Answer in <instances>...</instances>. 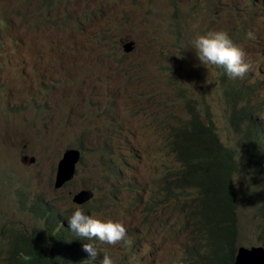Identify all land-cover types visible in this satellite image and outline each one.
Here are the masks:
<instances>
[{"label": "rangeland", "instance_id": "374dc122", "mask_svg": "<svg viewBox=\"0 0 264 264\" xmlns=\"http://www.w3.org/2000/svg\"><path fill=\"white\" fill-rule=\"evenodd\" d=\"M40 1L41 5L32 9L26 8L20 0H0V37L9 44L6 51H0L7 56L0 57V83L10 86L18 96L26 75L37 70L36 74L43 73L47 69L50 70L47 72L77 82L84 89L97 85V91H87V99L80 97L75 102V107L80 109L77 113L75 111V115L82 119L87 107L98 111L102 109L103 115H95L86 125L66 133L69 119L74 115L75 107L72 105L66 110V118L57 123V133L52 139L55 144L53 152L64 143L77 144L82 149L83 160L71 183L51 191L48 182L52 159L44 138L52 113L44 101L41 109L45 112V120L31 131V141L27 135L14 131L5 137L6 142L18 152L36 157L34 166L27 172L28 176L22 182L13 184V197L16 198L18 189L22 188L28 195L43 194L58 209L66 212L74 207L70 201L71 194L79 188L90 186L94 188L93 197L91 205H82L84 214L88 212L89 217L102 222L111 220L122 223L131 241L130 245L123 243L116 248H106L108 253L121 256L129 250L126 260L132 264H136L140 258L146 264H170L181 244L187 223L169 226L168 222L172 219L176 223L179 221L175 210L158 207L146 212L143 206L146 199L156 196V177L166 168L176 165L168 155L167 148L162 150L158 144L162 141L160 134L166 135L169 126L185 115L186 104L182 99L180 80L202 115H205L204 107H207L223 142L235 145L238 135L221 116L223 93L217 85V74L203 73L200 83H211L198 89L199 81L192 71L179 72L176 69L171 73L169 66L175 63L164 56L169 48L152 40L159 37L163 41H175L178 25L183 28L181 37H191L190 29H185V17L197 6L193 0H189L191 9L185 8L184 0H179L176 19L161 26L159 3L170 0H119L117 3H114L115 0ZM172 1L176 3L178 0ZM160 9L162 11L163 7ZM168 16L165 13L164 17ZM211 20L214 25L229 29L242 24L253 27L255 39H249L244 34L238 40L245 47L252 65L249 81L259 82L255 95L257 105L250 106V109H260L264 124V0H213ZM132 34L135 38L130 37ZM125 37L134 40L135 48L129 54L121 55L118 41ZM89 49L95 56L98 52L97 59H83ZM153 53L160 64L158 68ZM17 61L23 62L19 70H16ZM162 76L167 79V87L160 93L155 86H165ZM55 93L58 100L63 99L62 92L57 89ZM14 98L11 95L10 100ZM41 99L47 98L41 95ZM2 124L27 131L5 111L4 97L0 96ZM115 126L121 129L118 140L112 138V128ZM97 127L101 128L104 136L87 135V130L99 131ZM152 131L158 135L152 134ZM103 148L106 151L100 154L97 149ZM239 152L241 167L234 178V185L240 194L237 199L238 241L243 246L261 244L264 237L256 232L257 218L248 205L258 198L259 178L246 161L243 150L239 149ZM109 154H113L112 157H108ZM12 155L13 150L4 143L0 133V197L9 190L12 181L23 174L22 168L12 161ZM119 158L133 165L134 170L117 167V179L105 178L103 171ZM8 206L11 211L15 210L12 201ZM10 222L26 232L31 231L29 215L22 213L17 217L7 213L5 201L0 200V228L3 223L8 225ZM2 240L0 231V243Z\"/></svg>", "mask_w": 264, "mask_h": 264}, {"label": "clouds", "instance_id": "9594fccd", "mask_svg": "<svg viewBox=\"0 0 264 264\" xmlns=\"http://www.w3.org/2000/svg\"><path fill=\"white\" fill-rule=\"evenodd\" d=\"M42 1L44 3H48L47 0ZM118 1L119 0H115L114 3H117ZM20 2L26 8L32 9H37L41 5L40 0H20ZM193 2L197 6L196 9L185 17V29H190L192 32L191 37H181L183 28L178 25L175 29V41H163L159 37L152 40L158 41L162 46L166 47V49L169 48V51L164 52V56L166 60L169 59V61H173V63H175L169 66L171 73L176 69L179 72L192 71L199 81L198 89H203L208 85V83H211V81L203 85L200 83L203 81V73L204 75L217 74V85L223 93V97L221 99V103L223 105L221 116L228 125L238 132L235 145H230L222 141L207 107H204V113L205 110H207L210 115L209 123L215 132V140L218 146L223 149H231L236 154H239L240 163L237 173L241 167V153L239 152V149L243 150L246 161L251 166L252 171H254L259 178V186L257 189H260L264 185V124L260 109L257 107L254 108V110L250 109V106L257 105L255 95L259 82L249 81V74L252 65L246 54L245 47H243L238 40V38L244 34H246L249 39H255L254 29L251 25L244 24L237 26L234 29H229L225 26L218 27L214 25L211 20V4L213 0H193ZM160 7H163L162 11ZM184 7H190L189 0H184ZM179 8V0L176 3L172 0L167 3L160 1L159 15L161 18V26L166 22L172 23L176 19V13ZM165 13H168V18L164 17ZM130 37L135 38L134 34ZM0 39L3 41L0 51H6L9 44L5 39L1 37ZM125 43H131L130 50H123L122 45ZM134 43V40L129 37L120 39L118 44L120 45L121 55L131 53L135 48ZM153 55L156 58L158 68L160 64L157 61V56L155 53H153ZM0 57L7 58L6 53L0 52ZM97 57L98 52L95 56V53L89 49L83 59L90 61L97 59ZM22 66L23 62L17 61L16 70H19ZM37 71H33L26 75L21 83V89L18 96L15 95L14 89H10V86H3L0 83V96L4 97L5 111L11 116V118H14L16 122L21 123L25 128H27V131H20L13 125H0V133L4 143L13 150L12 161L23 170L22 176L11 182L9 190L0 197V200L5 201L7 213L16 215L17 217H19L22 213H26L31 218V231L29 232H26L20 226L14 225L13 222H10L8 225L4 223L1 225L0 231L3 237V240L0 243L3 254L2 264L5 263L4 250L7 246V241L9 239L8 236L12 230L22 233L30 244L41 249L45 264H132L129 260H126V257L130 252L129 250L121 256H116L106 251V248H116L121 246L123 243L125 245L131 244V241L127 238L128 235L126 227L119 222H113L111 220L102 222L99 219L91 218L88 216V212L84 214V208H82V205H91V199L93 197L92 189L94 188L87 186L74 191L70 197V201L74 204V207L68 209L66 212H62L58 209L43 194L28 195L22 188L18 189L17 197H13V184L15 182H22L28 176L27 172H29L34 166L36 157L33 154L27 155L22 151L18 152L14 147L10 146L6 142L5 137L10 132L14 131L20 135H27L31 141V131L35 130L38 124L45 120V112L41 109V107L43 106L44 101L48 104L52 113V118L48 123L47 136L44 138V140L48 142L47 152L52 159L48 187L51 191H57L58 188L62 187L64 184L72 182L77 173L78 166L83 160L82 149L80 145L77 144L64 143L60 148H57L55 152H53L55 144L52 142V139L57 133V123H60L66 118V110L72 105L75 107V102H77L80 97L87 99V91H97V85L95 84L92 89H84L77 82L70 80L69 78H62L54 72H47L50 70L45 69L43 70V73L36 74ZM162 80L165 82V86H155L157 91L160 93H162L167 87V79L162 76ZM180 86L183 87L181 89V91H183L182 99L186 104V112L182 119H185L188 116L186 103L187 99L189 100V104L200 113L201 111L194 106V100H192L188 95L187 89L181 80ZM57 89L59 92L64 94L62 100H58V96L55 93V90ZM11 95L15 96L12 101L10 100ZM41 95L45 96L47 99H41ZM96 101L99 100L96 99ZM101 110L102 109H99L98 111L95 108L87 107L83 111V118L79 119L75 115V111L77 113L80 109L79 107H75L74 115L69 119L65 132L67 133L68 130L72 131L86 125V123L89 120H92V117L95 115H103ZM200 115L202 114L200 113ZM97 129L99 131L87 130L86 133L87 135L94 137L104 136V132L101 131V128L97 127ZM51 130H54V132L51 133ZM66 137L68 136L66 135ZM166 142L167 139L161 141V143L158 144V147L162 150L167 148L168 155L173 158L176 165L166 168L154 180V191L158 198L160 197L158 193H156V187L158 186L159 181H162L165 177L170 179L172 175L166 174L169 171H173L178 168V162L175 160L173 154L169 152ZM244 142H248L250 147L251 161L248 160L247 155L245 154V147L243 146ZM97 151L100 154H103L106 151V148L97 149ZM74 155H76V160L73 165L71 178L64 181L61 185L56 186L55 178L59 164ZM112 155L113 154H109L108 157H112ZM107 167L108 168L103 171L105 178L117 179L119 176L116 170L117 167H119V169L130 168L134 170L133 165L124 162L120 158L116 163L108 164ZM236 174L233 177V185ZM126 186L131 185L127 184ZM235 189L237 190L239 198V191L236 187ZM80 190H88L91 193V196L81 203H76L72 200V197ZM9 201L13 202L15 206L14 211L10 210L8 206ZM153 202L155 201L151 198L146 199L143 210L147 212L157 209L158 207H168L171 210H177L176 208L166 204L163 205L161 203H157L156 205H153ZM238 208L239 206L237 205V243L235 246L232 264H234L237 249L239 247L246 249H250L251 247H261L264 251V241L261 242V244L255 245L243 246V244H239ZM252 210L254 216L257 218L255 230L259 235L264 237V232H261L259 229L260 217L258 211L256 208H252ZM168 225L173 226L177 225V223L172 219L168 222ZM62 229L66 230L67 233L62 231ZM186 232H188L187 228L184 230L180 246L182 245ZM180 246L178 250L174 252V258L170 264H190L180 256ZM129 249L131 250L132 247L130 246ZM136 264L146 263H144V260L140 258Z\"/></svg>", "mask_w": 264, "mask_h": 264}, {"label": "trees", "instance_id": "16d2710c", "mask_svg": "<svg viewBox=\"0 0 264 264\" xmlns=\"http://www.w3.org/2000/svg\"><path fill=\"white\" fill-rule=\"evenodd\" d=\"M2 44L0 39V47ZM186 103L187 118L170 125L166 135L160 134L162 141L167 139L166 145L178 168L166 174L172 175L170 179L159 181L156 193L160 198L154 195L153 205L176 208L177 225L187 223L188 232L179 250L188 263L232 264L237 243L238 198L233 177L240 163L239 154L218 146L207 110L200 115L188 99ZM120 133L119 126L112 128V138L118 140ZM152 134L158 135L153 131ZM243 146L251 161L248 142ZM257 197L248 205L257 209L259 229L264 232V185L257 189ZM8 238L4 264H45L41 249L30 244L22 233L12 230Z\"/></svg>", "mask_w": 264, "mask_h": 264}, {"label": "water", "instance_id": "95a60500", "mask_svg": "<svg viewBox=\"0 0 264 264\" xmlns=\"http://www.w3.org/2000/svg\"><path fill=\"white\" fill-rule=\"evenodd\" d=\"M130 45L131 43L123 44L122 45L123 50L124 51L130 50L131 49ZM75 160H76V155H74L73 157L59 164L57 175L55 178L56 186L61 185L64 181L71 178ZM90 196H91V193L88 190H80L73 195L72 200L76 203H81L85 201L86 199H88ZM263 262H264V251L261 247H251L250 249L239 247L237 249L234 264L236 263L237 264H264Z\"/></svg>", "mask_w": 264, "mask_h": 264}]
</instances>
